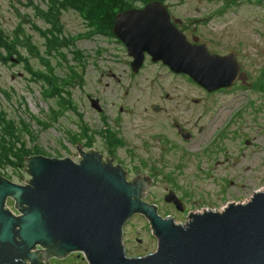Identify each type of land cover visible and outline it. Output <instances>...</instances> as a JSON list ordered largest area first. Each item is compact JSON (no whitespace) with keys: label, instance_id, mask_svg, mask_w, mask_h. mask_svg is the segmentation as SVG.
I'll return each instance as SVG.
<instances>
[{"label":"rangeland","instance_id":"obj_1","mask_svg":"<svg viewBox=\"0 0 264 264\" xmlns=\"http://www.w3.org/2000/svg\"><path fill=\"white\" fill-rule=\"evenodd\" d=\"M163 2L181 16L185 12L198 16L196 9L193 10L196 6L214 16L211 21L205 16L194 19L208 22L197 28L198 33L215 51L235 55L247 76L244 83L237 81L226 91L205 94L182 76L143 70L135 78L137 83L148 86L153 79L159 82L158 88L155 84L152 91L133 86L119 44L101 36L75 38L86 28L75 13H63L65 35L59 39H68L70 46L49 52L45 38L30 30V50L16 44L22 58L28 61V73L24 61L19 64H13L11 59L0 61V110L15 120L26 148H40L46 156H68L76 160V148L82 141L80 137L73 139L72 135L80 134L83 126H87L96 134L93 149L114 156L128 171V179L142 173L155 176L156 182L145 200L161 204L164 212L168 206L162 196L167 187L177 188L179 194L187 191L198 196L204 209L217 210L228 202L247 200L255 190L264 187V0ZM21 11V0H0V33L9 43L18 32L16 13ZM34 23L39 29L47 27L38 19ZM104 48L106 51L102 53L97 51ZM74 50L82 53L81 60L74 59ZM36 71L49 75L50 85L61 93L45 97L43 90L48 84L36 79ZM18 72H24L27 77H20ZM112 73L115 77H111ZM164 93L170 96L169 103L162 102ZM88 94L104 103L103 113L98 114L90 106ZM194 98L201 102L193 103ZM154 100L171 107L167 106L166 112L144 113L142 107ZM120 106L123 111L119 110ZM183 108L187 109L185 113ZM170 117L191 130L193 137L185 140L176 134V129L169 128L165 132L168 144L153 140V133L161 135L164 122L172 124ZM22 121L26 130L22 129ZM101 130L115 138L118 132L123 140V144L117 141L119 147L114 153L104 150L98 133ZM0 174L17 184H25L30 177L24 165L2 169ZM5 206L17 214L12 200H7ZM183 217L176 216L177 220ZM123 230L129 248L155 251L156 238L142 215L130 217ZM135 230L140 234L136 235ZM138 236L144 240L142 245L135 240ZM78 254L52 258L48 264H87L82 254Z\"/></svg>","mask_w":264,"mask_h":264},{"label":"water","instance_id":"obj_2","mask_svg":"<svg viewBox=\"0 0 264 264\" xmlns=\"http://www.w3.org/2000/svg\"><path fill=\"white\" fill-rule=\"evenodd\" d=\"M136 26L149 36L157 33L153 39L159 42L142 38ZM113 33L132 57L134 73L148 50L153 61L188 75L207 92L236 80L244 83L247 77L233 54L210 53L204 44L187 42L159 0L118 13ZM89 102L101 111L97 99ZM182 136L188 139L190 134ZM79 145L76 161L67 156H26L24 170L30 177L25 184L0 174V264H48L51 258L74 252L87 264H264V187L245 201L190 212L183 225L171 215L162 217L157 205L145 200L153 184L150 176L128 179L120 164ZM163 199L182 209L173 191ZM6 200L13 201L17 214L5 206ZM136 214L147 219L156 249L127 257L123 225Z\"/></svg>","mask_w":264,"mask_h":264},{"label":"flooded vegetation","instance_id":"obj_3","mask_svg":"<svg viewBox=\"0 0 264 264\" xmlns=\"http://www.w3.org/2000/svg\"><path fill=\"white\" fill-rule=\"evenodd\" d=\"M21 4H22V11L20 13L17 12L16 15L19 19V22H22V30H23L22 42H24L26 44V45L23 44L22 46L26 51L30 50L29 31L33 30L34 32L37 33V35H40V33L36 30L35 26H33L35 19H38L40 21H45L44 16H48L49 18H52V16H55V17H57V19L59 18V22L61 23V16L63 13L64 14L75 13L78 16V18L81 20L82 26L83 27L85 26V28H86V31L84 33L76 34L75 38H78L77 37L78 35L81 39H85V38L91 39L94 36H101L107 40L111 39L114 42H116L117 44H119V46L123 49V52L125 54L126 61L123 62V64L126 67V70L128 71V73L130 75V81L132 82L133 86H140V87L142 86V87L148 88L150 91H152V89L154 88V84H155L156 88H158L159 82H156L153 79H150V85H148V86L139 85L137 83V80H135V78L138 75H140L143 70H145V71L146 70H152L155 72L170 73L174 76H182V77L186 78L189 83L194 84L200 90L202 89V91L205 94H213L216 92L226 91V90L231 88V87L222 88V89H219L217 91L210 92V93L206 92L203 88H201L197 84L190 81V79L187 76H185L183 74L175 73L174 71L169 69L165 64H163L162 61H153L152 56L148 52V50H145L143 52L144 60H143L142 65L140 66V68L138 69V71L136 73H133L131 70V66H130V62H131L132 58L129 56L125 44L120 42L119 39H117L116 37L110 36L108 32L95 31L90 19H87L85 17V14H83L82 12H78L76 7H67L65 9L61 8L60 7V0H57V2L55 3L56 7H54V3L52 0H21ZM124 4L126 5L124 10H122V11L115 10V12L117 11L116 14L119 12L129 10V9H140V8L144 7L146 4H148V2L134 0V1H124ZM164 4H165V7L168 11L170 21L172 22L174 27L185 37L186 41H188L191 44H204L206 46V48L208 49V51L211 53H217V54H221V55H227V54L232 53V52L222 53V52L215 51L214 49H212L209 46V44L207 42L202 40V36L198 33L197 28L200 26L206 25L208 22H203L204 19H199V20H194V19H196L197 17L205 16L208 18L209 21H211L214 18V16L209 15L208 12H204L198 6L193 7V10L196 9L195 12L199 13L198 16L191 15V14H189V12H185V14H183L181 16L180 14H178L176 11H174L172 9V6H170L167 3H164ZM175 4L183 5L185 3L184 2H175ZM57 6L59 8H57ZM186 7H191V6H186ZM0 18H1V16H0ZM0 22H1V20H0ZM113 25H114V23H113ZM52 28L53 27H51V31H52ZM62 31L64 33V26L62 27ZM111 31L113 33V26H112ZM49 33H51V32H49ZM94 33H95V35H94ZM86 34H88V37H84ZM69 36L72 37L73 35H69ZM31 47H33V46H31ZM97 51L102 53V51H106V49L104 48V49H100ZM16 58L18 59L19 62H21L18 57H16ZM9 60H10V55H9ZM37 61H40V60H37ZM19 62H12V63L18 64ZM24 66H25L26 73H28L27 63L24 64ZM13 76L14 75L12 74L11 77H13ZM24 76L27 77L26 75H24ZM111 77H115V74L112 73ZM126 93H127V90H126ZM87 97H88V99H90L91 97L96 98L98 100V102L102 105V107H103L102 111H100V112L97 111L98 114H101L105 111L106 108L104 106V103L103 102L101 103V100L99 98H97L91 94H88ZM168 100H170V96L167 93H164L162 96V102L169 103ZM162 102L160 100L151 101V102L147 103L146 105H144L142 107V110L144 113H149L150 111H153V113L166 112L167 106L171 107V105L167 104V106H166ZM200 102H201V99H195V98L193 99V103L197 104ZM154 108H156V109H154ZM119 110L123 111L124 108L122 106H120ZM186 111H187V109L183 108V112L185 113ZM170 121L172 124L164 122L161 125V127H160V129L162 130L161 135L158 132H155L152 134L151 138L153 140H155L157 143H160V141L163 142V145H165L166 143L167 144L169 143L167 137L165 136V132L169 128L170 129H176V134L180 135V137H182L183 132H191V130L186 128L183 124H179L177 121L174 122L171 117H170ZM200 129H201V127L198 128V130H200ZM89 134L90 135H88V133H85L84 128H82L80 134L72 135L73 139H76L77 137L81 138L82 143H80L79 147H81L82 149L84 148V151H87L89 149H93L92 145L96 141V134L92 133V131H90V130H89ZM99 136L101 138L102 146L104 145V148H105L104 150H106L107 152L114 153L116 151V149L119 147V145H117L115 147L111 146L108 132L105 133L104 131H102V133H99ZM115 136H116V140L119 143L123 144V140L120 139L118 132L115 133ZM192 137H193V134L190 136V139ZM85 148H87V149H85ZM99 152L103 155V160L109 159V160H112V162L114 164H120L119 162H117V160H115L114 156H109V155L107 156L102 150H100ZM160 161H161V159H160ZM152 177L154 178V183H153V185H151L148 195L151 193V188L154 186V184L156 182L155 176H152ZM169 190H173L177 194V196L180 198V200L182 202V204L180 206L183 209L182 210L177 209L176 205L173 202H165V205L168 207L166 209H164L166 211V212H164L162 205L155 203L157 205V212L162 217L167 216V215H171L177 222H180L181 224L184 225V222L187 220L190 212L196 213V212H199V211L204 209L203 206L201 205L202 200L198 196H196V197L191 196L189 194V192H187V191L184 194H179L178 189L175 187H171V188L167 187L166 191L168 192ZM164 195H165V193L163 194V196ZM163 196H162V199H163ZM200 208H203V209H200ZM171 211H174V213H171ZM177 215H183L184 217L182 218V220H179V219L177 220V218H176ZM135 234L138 235V234H140V232L138 230H135ZM135 240H136V242H138V245H142V243L144 242V240L142 238H140V236L136 237ZM123 246H124L125 255L128 257H141V256L147 255L148 253L154 252L153 250H147V249H144L142 251H137L135 249L129 248L127 245V240H126V235H125L124 230H123ZM70 254H73V253H70Z\"/></svg>","mask_w":264,"mask_h":264},{"label":"trees","instance_id":"obj_4","mask_svg":"<svg viewBox=\"0 0 264 264\" xmlns=\"http://www.w3.org/2000/svg\"><path fill=\"white\" fill-rule=\"evenodd\" d=\"M52 1L54 3V7H56L55 3L57 0ZM124 1L134 0H60V7L64 9L67 7H76L78 12H82L85 14L87 19H90L95 31L108 32L110 36H113L111 29L113 23H115V17L117 15L116 12L124 10L126 7ZM136 1L150 2L152 0ZM57 8L59 7L57 6ZM115 10L117 11L115 12ZM44 20L48 24L47 27L39 29L38 26H35V28L40 33V35L45 38L49 52L55 53V51L71 45L68 39H59V36L62 34V26L59 24L57 17L52 16V18H49L48 16H44ZM50 27H53L54 30L51 32V34H49ZM22 31L23 30L20 23L18 26V32H15L13 36L16 39V43H13L12 45L6 40V37L0 33L1 62H7L9 60L7 56H5V53L10 55L18 52L16 44H18V46L23 45ZM72 54L74 59L77 61L81 60L82 53L79 50L72 51ZM19 58L23 59L20 53ZM29 69L31 71L33 70L31 66H29ZM35 74L36 79L45 80L48 84V86L43 90L45 97H52L53 95L60 92L57 90V88H55V86L53 87L50 85L51 80L49 75L46 73L42 74L40 71H36ZM21 124L23 126L22 129L26 130L27 126H25V122L22 121ZM83 128L84 132L87 133L88 127L83 126ZM19 130L21 129H18V125L16 124L15 120L12 118H7L6 113L0 110V170L8 167L13 169L21 168L24 165V158L26 156L41 153L40 148L32 147L30 150L26 148L25 143H23L20 139V134L18 133ZM88 135L90 134L88 133ZM109 140L111 146L115 147L119 145L115 137L109 136ZM3 175L6 174L3 173Z\"/></svg>","mask_w":264,"mask_h":264},{"label":"bare ground","instance_id":"obj_5","mask_svg":"<svg viewBox=\"0 0 264 264\" xmlns=\"http://www.w3.org/2000/svg\"><path fill=\"white\" fill-rule=\"evenodd\" d=\"M127 11V10H126ZM125 12V11H124ZM120 13H122V12H120ZM118 14V13H117ZM145 29L144 28H141V27H139V26H136V31L138 32V33H142V38H144V39H151V40H153L154 41V43H158L159 42V40L158 41H156L155 39H153V37L157 34V33H155L154 35H147V34H145L143 31H144ZM157 30H159V31H161V32H164V28H162V27H158L157 28ZM21 33V32H20ZM23 33V32H22ZM160 34V33H159ZM22 38H23V35H22ZM16 39L14 38V39H10V43L11 44H13V43H16V41H15ZM151 44V43H150ZM150 44H148L149 46H151ZM15 50V49H14ZM11 56V55H10ZM7 58H8V56H7ZM9 59V58H8ZM19 62V61H18ZM7 201V200H6ZM5 205H6V202H5ZM7 207V206H6ZM14 208V207H13ZM15 210V209H14ZM16 211V210H15ZM132 217V216H131ZM122 234H123V232H122ZM122 243H123V237H122ZM124 247V246H123Z\"/></svg>","mask_w":264,"mask_h":264}]
</instances>
